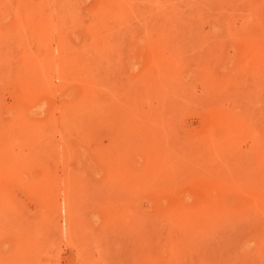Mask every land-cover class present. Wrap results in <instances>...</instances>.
<instances>
[{"label":"rangeland","instance_id":"374dc122","mask_svg":"<svg viewBox=\"0 0 264 264\" xmlns=\"http://www.w3.org/2000/svg\"><path fill=\"white\" fill-rule=\"evenodd\" d=\"M3 4L0 264H264V0Z\"/></svg>","mask_w":264,"mask_h":264},{"label":"bare ground","instance_id":"6f19581e","mask_svg":"<svg viewBox=\"0 0 264 264\" xmlns=\"http://www.w3.org/2000/svg\"><path fill=\"white\" fill-rule=\"evenodd\" d=\"M4 1H5V0H4ZM4 1L1 0V4H2V5H0L1 8L4 7V4H3ZM253 7H254V6H253ZM253 7H252V8H253ZM3 21H4V20H3ZM1 24H2V23H1ZM0 27H3V25L0 26ZM3 36H5V35H3ZM0 37H1V36H0ZM0 40L3 41V38L1 37ZM5 41H6V40H5ZM5 41H3V42H5ZM2 44H3V43H1V41H0V60L3 61L4 56H5L4 53H6L7 50L4 52V50H5V49L3 48L4 44H3V45H2ZM7 46H8V45H7ZM97 51H98V50H97ZM97 51L94 53V56L96 55V56L99 57V53H100L99 51H100V50L98 51V53H97ZM5 57H6V56H5ZM3 62H4V61H3ZM1 65H2V64H1ZM3 67H4V66H3ZM3 67H2V68H3ZM92 107H93V106H92ZM93 110H94V109H93ZM89 115H90V114H89ZM87 118H88V115H87ZM89 118H90V117H89ZM89 118H88V119H89ZM92 120H93V119H92ZM87 121H88V120H87ZM100 123H101V122H100ZM97 124H98V123H97ZM97 126H98V125H97ZM107 127H108V126H107ZM102 130H103V129H102ZM109 130H110V129H109ZM114 131H115V130H114ZM101 132H102V131H101ZM101 132H100V133H101ZM111 133H112V132H111ZM105 135H106V134H105ZM99 136H101V134H100ZM111 136H112V135H111ZM105 137H106V136H105ZM116 138H117V137H116ZM103 139H104V138H103ZM101 141H102V139H101ZM99 147H100V146H99ZM99 147H98V148H99ZM96 148H97V147H96ZM100 148H101V147H100ZM98 152H99V151H98ZM99 153H101V152H99ZM99 153H98V154H99ZM156 231H157V230H156ZM154 234H155V233H154Z\"/></svg>","mask_w":264,"mask_h":264}]
</instances>
